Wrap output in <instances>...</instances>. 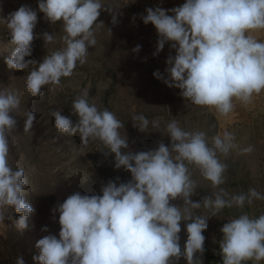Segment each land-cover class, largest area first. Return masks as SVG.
I'll return each instance as SVG.
<instances>
[{
	"label": "clouds",
	"instance_id": "1",
	"mask_svg": "<svg viewBox=\"0 0 264 264\" xmlns=\"http://www.w3.org/2000/svg\"><path fill=\"white\" fill-rule=\"evenodd\" d=\"M102 10V0H38V11L50 24L62 23L64 47L44 56L42 62L26 60L31 56L32 43L38 36L34 29L37 11L29 5L0 19L8 30L9 47L5 57L9 69L27 70L26 89L32 96L41 95L46 85L61 86V78L71 77L77 62H87L89 48L97 43L94 25ZM140 18L145 25L156 29L158 40L153 56L166 43L175 51L166 59L165 73L154 71L153 76L170 88L179 89V95L192 105L214 110L227 117L235 109V102L252 103L254 95L264 91V40L252 33L264 30V0H185L177 7L146 8ZM111 23L118 24L116 14ZM111 32V30L109 29ZM44 45L55 42L53 34H42ZM141 50L140 45L132 49ZM21 101L15 90L0 88V223H4L9 207L21 214L15 219L19 231L28 228L27 218L34 212L26 203L24 194L28 179L22 168L9 164V136L16 129L13 114L19 112ZM71 118L53 113L54 124L61 133L79 134L81 142L99 140L114 154V167L131 174L127 182L109 180L98 195L79 191L58 203L53 213H59L60 230L56 235L39 239L35 247L39 255L34 264H178L184 258L187 264H203L205 251L203 232L208 219L216 217L224 208H243L254 201H264V193L249 188L247 193L231 194L220 185L228 165L218 153L227 158L237 147L234 135L224 131L209 138L204 131H189L172 120L163 130L170 144L163 141L154 150L132 152L126 136L120 129L124 124L108 109L100 110L90 103L85 88L72 103ZM24 130L33 127L35 114L25 112ZM138 129L145 132L149 120L142 114L133 115ZM159 120L152 122L159 128ZM134 125V124H133ZM134 127H136L134 125ZM137 128V127H136ZM250 154L254 146L240 150ZM189 165L199 169L201 176L214 189L203 197V207L211 209V216L194 214L201 202H194L197 183L192 179ZM181 199L183 206L170 203ZM181 221L185 222L187 240L180 246ZM190 221V222H189ZM41 231H48L47 226ZM219 255L222 264H244L246 261H264V214L251 217L242 213L228 220L220 229ZM200 253L201 256H195ZM15 264H25L22 256Z\"/></svg>",
	"mask_w": 264,
	"mask_h": 264
},
{
	"label": "rangeland",
	"instance_id": "2",
	"mask_svg": "<svg viewBox=\"0 0 264 264\" xmlns=\"http://www.w3.org/2000/svg\"><path fill=\"white\" fill-rule=\"evenodd\" d=\"M185 0H102V10L94 25L95 46L89 48L87 62L77 66L71 77L61 78V86L46 85L41 95L32 96L26 89V75L38 65H30L27 70L9 69L5 57L13 50L9 47L6 26L0 23V88L15 90L21 101L19 112L14 115L16 129L9 136V164L13 169L22 168L28 179L24 194L26 203L34 212L27 218L28 228L19 231L15 219L21 214L9 207L4 223H0V264H15L16 258L22 256L25 264H34L32 257L39 255L36 242L47 235L58 237L59 213L52 209L62 203L69 195L79 191L81 194L98 195L109 180L127 182L131 174L121 167H114V154H106L107 148L99 140H89L85 145L79 134L61 133L54 124L53 113L61 114L77 122L72 114L73 100L86 88L90 103H95L100 110L108 109L124 124L119 131L127 137L128 149L140 152L154 150L163 141L170 144V137L163 131L172 120L189 131H204L211 146V138L224 131L233 133L237 145L227 158L218 153L220 159L228 165L225 172L226 182L220 187L231 194L247 193L255 188L264 193V91L254 95L252 103L243 105L235 102V109L227 117H221L214 110L192 105L179 95V89L170 88L162 80L153 76L159 70L165 73L166 59L175 55L168 43L156 56L158 35L153 25H145L141 14L146 15V8L161 6L171 9L182 5ZM22 5H29L37 11L38 22L34 34L38 36L32 43V54L26 60L42 62L45 55L59 50L65 45L62 23L50 24L44 14L38 11V0H0V19L18 10ZM116 14L118 24L111 23ZM111 30V32L109 31ZM53 34L55 42L44 45L43 33ZM136 45L141 46L138 53L132 51ZM35 114L33 127L25 131V112ZM144 115L149 120L145 132L138 129L139 122L132 121L133 115ZM159 120V128H153L152 122ZM137 127H134V125ZM254 146L250 154H242L241 149ZM192 179L197 183L194 202H201V208L194 209V214L211 216V209L203 207V197L214 191L209 181L205 180L199 169L189 165ZM170 203L182 207L183 201L177 199ZM247 213L251 217L264 214V201L247 203L243 208L235 206L222 209L216 217H210L202 254L203 264H222L218 254L219 241L222 239L220 229L233 219ZM190 222V221H189ZM47 226L48 231H41ZM180 246L183 251L187 240L185 222L181 221ZM195 256L200 257V253ZM178 264H187L181 258ZM199 264V262H197ZM244 264H264V261H246Z\"/></svg>",
	"mask_w": 264,
	"mask_h": 264
},
{
	"label": "crops",
	"instance_id": "3",
	"mask_svg": "<svg viewBox=\"0 0 264 264\" xmlns=\"http://www.w3.org/2000/svg\"><path fill=\"white\" fill-rule=\"evenodd\" d=\"M257 39L264 40V30H257L252 33Z\"/></svg>",
	"mask_w": 264,
	"mask_h": 264
}]
</instances>
